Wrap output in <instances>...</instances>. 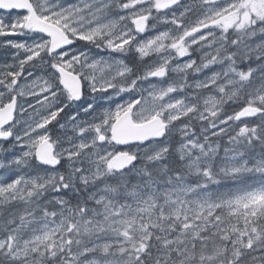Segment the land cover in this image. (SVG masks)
<instances>
[{"label":"rangeland","instance_id":"1","mask_svg":"<svg viewBox=\"0 0 264 264\" xmlns=\"http://www.w3.org/2000/svg\"><path fill=\"white\" fill-rule=\"evenodd\" d=\"M151 1L114 0L116 6L113 7V21L111 24L104 22L99 27L103 34L99 39L104 41V44L115 39H118V42L106 44L109 50H103L108 53L99 57V61L95 62L88 57L93 61L87 62L91 68L89 72H93L91 76L100 78V87L108 94H103V112L100 114L101 121L98 124L100 132L94 135L92 130L84 134V137L76 133L72 122L75 119L74 114L69 110L64 112L67 110L64 107L65 103L63 101L61 103L59 98L55 97L53 88L48 84L52 62L48 55H45V43H34L33 38L26 40L32 35L26 34L23 24L19 22L7 25L4 22L0 23V34L4 38L0 41V48L4 53L9 51L16 57L23 56L24 63L30 62L29 67L36 65L34 74L38 76L33 82L32 73L25 74L28 80L24 86V103L21 105L17 131L20 148L14 150L16 155L9 154L8 157L0 148V196L27 192L29 194L35 192V195L38 193L46 196L57 195L64 189L72 191L74 184H80L87 190H93L82 195L84 201L91 199L95 206L110 202L112 192L100 181L111 174L113 169L110 161L118 153V148L110 140L112 126L128 110L134 111L137 123L161 116L166 117L176 127L172 128L170 132L172 136L164 146L131 148V155L141 162L157 161L174 150L175 153L189 154L186 165L195 176L209 175V169L217 165L216 159L219 171L227 176L253 171L248 162L235 152L219 151L221 148L219 140L222 136L227 134L230 136L234 132L237 136L248 138L251 132L250 121L246 125L238 124L229 130L231 125L221 127L222 123L216 124L215 121L218 120L215 119L220 114L221 105L234 111L231 119H235L237 115L235 111L244 105L259 108L262 114L256 121L264 124V68L255 78L246 70L245 85L243 78L234 75L233 89L226 92L218 91L215 95L211 94L202 100L199 112L207 113L211 119L210 122L208 119L200 121L201 129L208 132L210 125L215 124L216 133L211 135L212 133L208 132L206 138L196 139L191 134L199 127L196 123L197 128L188 125L191 124L188 122L180 124L186 123V119L193 122L191 114L196 111L197 106L193 101L197 95L187 97L189 94L187 90L180 89L177 84L183 83L185 76L182 71L194 63L191 56L192 48L196 44H199L197 50L201 54L217 46L214 35L218 36L220 31L216 30L213 33L209 29H198L211 22L220 12L212 9L202 15L196 13L191 17L192 11L183 8L166 15L160 12L156 2ZM230 2L221 12L223 14L226 12L231 18L228 25L229 35L233 39V46L239 50L235 55L237 58L243 57L247 68L249 55L256 60L264 61V0ZM46 12L63 27L69 25L71 19L76 26H83V22L88 19V13L84 11L65 12L60 6H50ZM142 15H150L156 24L151 34L146 37H142L134 29L136 19ZM188 18L191 19L190 23L186 21ZM207 56L211 57L210 54ZM232 59L234 60L233 56ZM231 62V58L226 57L215 71L216 76L219 72L228 70ZM25 66L26 63L24 67L22 66L24 70L27 69ZM170 67H173V72L179 73L170 83L166 85L151 83L142 87V72L149 73L151 70ZM96 72L98 74H95ZM17 78L23 79L21 71ZM173 90L177 96H169ZM101 136L107 138L104 144L99 142ZM46 139H51L56 155L64 161L61 171L45 170L43 169L45 167L36 161V149ZM205 178L212 179L211 176ZM263 178L264 169L258 173L257 182L245 185L217 186L210 189L184 181L171 191L161 187H149L151 190L149 194L140 191L130 194L129 201L124 206L120 205L114 214L104 217H109L107 221L114 230H119L120 234L114 233L108 238L90 242L79 249H76L78 246H71L68 243L85 224L89 207L87 203L82 205L83 211L80 210V215L74 212L68 203L70 209L67 211L61 209L59 212L55 210L53 214H42V218L37 221L30 218L24 220L0 218V228L5 226L3 234L0 235V264H48L49 260L52 264H169L174 251L185 258L191 257L192 240L203 227H206L211 218L218 220L229 218L230 224L245 225L256 233L257 237L256 229L250 228L255 226V223L248 225V222L263 220L264 224ZM65 205L61 203V206ZM88 212L94 215L97 213L92 207ZM167 221L173 225L180 224L182 229L172 228V224ZM135 224L139 227L138 236L135 235L137 232ZM166 225L172 230L166 231ZM213 227L226 234L230 246L237 251L238 248H244L247 252L251 250L250 243L248 246H242V241L230 237L227 227L215 224ZM262 230L264 236V226ZM244 237L247 239L248 235L244 234ZM67 246H70V249ZM73 248L75 251L71 252ZM236 264H264V253Z\"/></svg>","mask_w":264,"mask_h":264},{"label":"flooded vegetation","instance_id":"2","mask_svg":"<svg viewBox=\"0 0 264 264\" xmlns=\"http://www.w3.org/2000/svg\"><path fill=\"white\" fill-rule=\"evenodd\" d=\"M22 1L18 4L6 5L5 7L0 6V23L4 22L6 25L8 23L13 24L14 22H19L23 24V29L25 25H27L28 20L31 17V13L24 8L31 6L32 9L36 12V14L49 23L54 25H58L62 27L65 31L67 39L65 41V47L57 53L51 54L50 47L52 43V38L47 36L44 33L36 32V31H27L24 29L26 34L32 35L26 40H30L33 38L35 40L34 43H45L46 50L45 55H48L50 62H52V67L49 68V85L53 88V93L56 94L55 97L59 98V101L65 103L64 107L67 108L64 112L68 110L70 113L74 114L73 126L76 129V133L80 134L84 137V134H87L89 131L94 132V135L100 132L99 130V122L100 114L103 112V94H108L106 90H103L100 87V78L98 76H91L93 74L90 73V66L87 62L92 63L90 59H94L95 62L99 61V57H103L105 52L103 49L108 51V46L106 44H114L118 42V39L113 40L112 42H107L104 44L100 38L102 29L99 30V27L104 22H108L111 24L113 21V7L114 0H17ZM116 2L119 0H115ZM151 1V0H149ZM232 0H180V5L172 10L167 11L163 14H172L177 12L179 9H185L186 11H192L191 17L196 13L200 15L204 14L207 10H215L216 12H220L217 14L214 19L207 23L202 28L209 29V31H213V33L218 30L220 34L218 36L214 35V38L217 40V46L214 47L211 51H204L202 54L198 52L199 44H196L192 49L191 58L194 59V63L191 67L185 68L182 71V74L185 76L183 78V83L177 84V87L180 89L185 88L189 94L186 96L191 98L192 94H196L193 103L196 107V111L192 112L193 122L191 119H186V123H181L180 125H184L188 123V125H192L193 128H197L196 124L199 126L198 129H195L191 134L195 136V138H200V140L206 138L207 134L212 133L211 135H215L216 128L215 124L210 125L211 128L207 131H202L201 126L199 124L200 121L209 120L211 116H209L205 112H199L201 109V102L209 95H215L218 91H224L233 89L234 85L232 82L234 80V75L238 76L240 79L243 78L244 85L246 84V67L245 60H237L232 59V46L234 44L232 37L229 35L230 30L228 29V25L231 22L230 16H227L226 12L223 14L224 9H226L227 4H230ZM156 2V0L151 1V3ZM50 6H60L63 7L66 11L73 13L75 11H84L88 13V19L83 22V26L75 25L73 20L71 19L70 24L66 27H63L61 24L57 23L56 19L52 18L46 10ZM104 9L106 11H104ZM76 12V13H77ZM148 16V24L146 30L143 32H138L136 27V21L134 25L135 31H137L142 37H146L150 35L152 29L156 27V24L153 22L152 17ZM163 16V15H161ZM198 17V16H197ZM68 20V18H67ZM186 21L190 23L191 19L188 18ZM210 27V28H209ZM201 37V36H200ZM199 37V38H200ZM197 38V39H199ZM3 38V35L0 34V41ZM17 40V39H16ZM25 41V39H23ZM207 56V55H209ZM63 56L64 58H61ZM229 57L232 60V64L229 66L228 70H224L218 73L216 76L217 68L224 62L225 58ZM207 58V59H206ZM213 58H217L213 60ZM212 62V63H211ZM26 63L25 68L23 69L24 64ZM23 56L16 57L14 54L8 51L3 52L0 48V110L5 109L11 104H15V114H14V122L6 125L5 127H0V137H4L0 139V148L5 152L4 154L8 157L9 154L16 155L14 150H18V142H17V131L19 130L18 123L20 118V110L22 102L24 101V86L26 84L25 74L32 73L31 78L38 79V76H35V67H29L30 62H25ZM177 64V63H175ZM23 66V67H22ZM237 67V68H236ZM235 68V70H233ZM173 67L170 69H161L150 71L149 73L142 72V86H147L148 84H161L170 83L174 77H176L177 72H173ZM23 73V79L17 78V74L19 72ZM60 71H67V78L72 83H77L80 86V92L74 94L67 88H64L62 85V74ZM158 71H164V75L160 78L155 77V74ZM95 74H98L96 72ZM233 75V76H232ZM30 78V77H29ZM236 85V84H235ZM175 90L171 91L169 96H177V93L174 94ZM58 101V100H57ZM58 101V102H59ZM24 103V102H23ZM68 103V104H66ZM245 106L241 105V109H237L235 112L239 113ZM63 112V113H64ZM233 110L224 105H221L220 114L218 116L217 122L222 123L221 127H228L232 129L233 126H237L239 121L236 119H231L233 115ZM62 113V114H63ZM85 113V115H83ZM235 113V114H236ZM194 117L197 120L194 121ZM202 117V119H201ZM164 121L168 123V132L164 141L160 143H151L144 147L146 148L154 145L164 146L166 142H168L169 138L172 136L171 130L175 124L171 123L167 120L166 117H163ZM231 119V121H229ZM214 120V119H213ZM210 122V120H209ZM196 123V124H195ZM242 124V122H241ZM192 130V128H191ZM204 134V135H203ZM229 134L222 136V138H226ZM51 140V139H50ZM210 141V140H209ZM16 144V147L14 145ZM177 148V147H176ZM10 149V151H9ZM22 149V148H21ZM14 152H12V151ZM57 156V155H56ZM58 158V156H57ZM60 159V158H58ZM60 165L55 169L58 171L62 170V166L64 161L60 159ZM48 170L49 168H43ZM19 194V195H7L0 196V218L3 219L5 217H12L15 219L20 218L24 220L25 218H30L34 220L41 219L42 214H53L55 213L56 206L55 203L58 202L57 195H41V194ZM60 201V200H59ZM65 206H61L60 209H65L68 206V203H65ZM61 205V204H60ZM48 264H52L51 261H48Z\"/></svg>","mask_w":264,"mask_h":264},{"label":"trees","instance_id":"3","mask_svg":"<svg viewBox=\"0 0 264 264\" xmlns=\"http://www.w3.org/2000/svg\"><path fill=\"white\" fill-rule=\"evenodd\" d=\"M232 53H234L233 50ZM263 68L264 61L256 60L252 55L248 56L246 70L248 73H251L252 78H255L256 74L260 73V70ZM249 128L251 132L248 138H242L233 132L230 136L219 140L221 141L219 151L221 153L233 151L240 155L253 168V171L249 173L227 176L219 171L217 167L218 159H216L217 165L209 169V175L195 176L193 171L186 165L188 164L189 154L187 152L175 153L172 151L166 157L154 162H141L138 160L134 167L121 173L112 170L111 174L100 181L102 185H107L112 192L110 202H106L104 205L95 206L91 199L84 201L83 196L88 191L93 190H87L86 187L80 184H74L75 186L72 191L61 190L57 193L58 202L55 203L58 212L61 210V203H70L73 211L80 215V210L83 211L82 205L89 204L85 224L79 228L78 232L74 234V237L71 238L68 244L78 246L76 249H79L81 246L90 242L108 238L114 233L120 234L119 230H114V227L107 221L109 217H104L108 214H114L120 205L124 206L129 201L128 195L138 191L147 194L151 193L149 187H161L171 191L172 189L178 188L184 181L206 186L210 189H214L217 186L233 187L237 184L245 185L246 183L257 182L258 173L264 169V124H260L259 121L257 122L256 119H253L249 122ZM211 154V151H209V155ZM206 176H211L212 179L205 178ZM91 207L96 210V215L88 212ZM68 209L70 207L65 208V211ZM222 214L225 215L223 212ZM86 223L89 225L87 226ZM167 223L172 224L169 221ZM230 223L229 218H223L222 220L211 218V221L207 222L206 227H203L199 234L192 240L193 251L191 257L185 258L177 251H174L169 264H236L239 261L242 262L248 258L264 253V236L262 235L263 220L248 222V225L255 223V226L250 228L256 229L257 237H255L256 233L250 231L245 225H232ZM214 224L227 227L230 231V237L242 241V246H248V243H250L251 250L247 252L244 248H238L239 251H237L231 247L226 234L216 230L213 227ZM172 226V228L177 227L178 229H182L178 223L175 225L172 224ZM135 227L137 229L135 235L138 236L139 227L136 224ZM230 227H232V230H230ZM172 228L167 225L165 226L166 231L169 229L172 230ZM4 229H0V235L3 234L2 230ZM127 229L130 230V228ZM131 233L133 234L134 231H131ZM244 234L248 235L247 239H245ZM67 248L70 249V246H67ZM74 251L75 248L71 252Z\"/></svg>","mask_w":264,"mask_h":264},{"label":"water","instance_id":"4","mask_svg":"<svg viewBox=\"0 0 264 264\" xmlns=\"http://www.w3.org/2000/svg\"><path fill=\"white\" fill-rule=\"evenodd\" d=\"M22 1L17 0H0V6L18 4ZM157 3L162 12H167L170 9L177 7L180 0H157ZM31 13V17L26 25L27 30L33 29L34 31L44 32L47 36L52 38L51 53L60 51L66 45L67 37L64 31L57 26L49 24L39 19L34 13L31 6L24 8ZM147 17L137 20L136 26L139 32H142L147 27ZM67 72L62 71L63 86L72 91L74 94L80 92V86L77 83H72L67 78ZM164 75V71L156 73L155 77L160 78ZM15 104H11L3 110H0V127L14 121ZM259 111L253 107L245 108L237 117L239 121L250 119L256 116ZM168 125L160 117H156L146 123H136L133 119V112L127 111L123 114L113 125L111 131V140L120 149H126L132 146H144L152 142L162 141L167 133ZM5 137V136H4ZM4 137H0L3 139ZM103 138L100 139L102 143ZM37 162L44 167L57 168L60 161L55 158V150L49 140L41 143L36 149ZM136 159L125 152H120L111 161L113 168L122 172L133 167Z\"/></svg>","mask_w":264,"mask_h":264},{"label":"bare ground","instance_id":"5","mask_svg":"<svg viewBox=\"0 0 264 264\" xmlns=\"http://www.w3.org/2000/svg\"><path fill=\"white\" fill-rule=\"evenodd\" d=\"M108 62V61H107ZM107 90H109V89H107ZM38 98V97H37ZM45 98V97H44ZM231 146H232V144H231Z\"/></svg>","mask_w":264,"mask_h":264}]
</instances>
